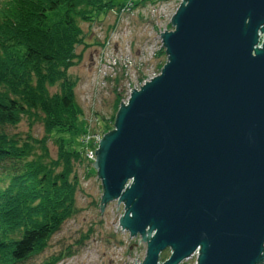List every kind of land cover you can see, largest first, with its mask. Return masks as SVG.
Masks as SVG:
<instances>
[{
    "label": "water",
    "instance_id": "water-1",
    "mask_svg": "<svg viewBox=\"0 0 264 264\" xmlns=\"http://www.w3.org/2000/svg\"><path fill=\"white\" fill-rule=\"evenodd\" d=\"M171 26L95 150L100 211L123 205L140 264H264V0H181Z\"/></svg>",
    "mask_w": 264,
    "mask_h": 264
},
{
    "label": "trees",
    "instance_id": "trees-1",
    "mask_svg": "<svg viewBox=\"0 0 264 264\" xmlns=\"http://www.w3.org/2000/svg\"><path fill=\"white\" fill-rule=\"evenodd\" d=\"M122 8L115 0H0V264H27L42 255L79 212L76 167H86L84 179L93 168L85 150L74 146L83 111L68 73L81 58L75 53L84 43L80 25ZM23 121L30 128L41 124L43 136L9 133ZM72 255L68 248L42 264ZM166 260L161 254L160 262Z\"/></svg>",
    "mask_w": 264,
    "mask_h": 264
},
{
    "label": "rangeland",
    "instance_id": "rangeland-1",
    "mask_svg": "<svg viewBox=\"0 0 264 264\" xmlns=\"http://www.w3.org/2000/svg\"><path fill=\"white\" fill-rule=\"evenodd\" d=\"M115 1H122L123 8L98 15L91 25H80L84 43L75 48V53L81 58L68 73L76 82L75 99L83 111L78 125L80 135L73 137L77 149H86L81 142L83 135L94 136L97 142L113 131L112 118L115 119L120 104L128 100V90L139 89L160 73V64L163 62L164 66L167 58L161 55L163 47L159 34L173 30L171 19L181 4V0ZM9 133L40 138L43 127L36 124L30 128L23 121ZM48 149L50 157L55 159L57 147L53 140L48 141ZM91 149L95 153L98 144ZM95 159L96 155L90 161L91 168ZM85 168L84 165L76 167L80 178L76 193L78 214L62 225L42 255L31 258L27 264H42L68 248L73 255L58 264H140L143 261L146 245L140 236L131 238L119 228L123 205L115 201L101 212V183L94 168L92 177L84 179ZM86 235L89 238L78 245ZM162 254L168 258L170 252ZM195 263V258L182 262Z\"/></svg>",
    "mask_w": 264,
    "mask_h": 264
},
{
    "label": "built area",
    "instance_id": "built-area-1",
    "mask_svg": "<svg viewBox=\"0 0 264 264\" xmlns=\"http://www.w3.org/2000/svg\"><path fill=\"white\" fill-rule=\"evenodd\" d=\"M132 89H129L127 94H128V97L130 96V91ZM127 97V98H128ZM128 101V100H127ZM126 101V102H127ZM124 102V103H126ZM83 144L85 145L86 149H85V156H86V159L90 162L91 160H94L95 158V153L92 152V149H91V146L93 147L95 144H98L99 145V142L100 140H98L96 142V138L94 136H89V135H83ZM190 258H197V253H194Z\"/></svg>",
    "mask_w": 264,
    "mask_h": 264
}]
</instances>
